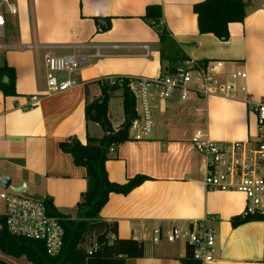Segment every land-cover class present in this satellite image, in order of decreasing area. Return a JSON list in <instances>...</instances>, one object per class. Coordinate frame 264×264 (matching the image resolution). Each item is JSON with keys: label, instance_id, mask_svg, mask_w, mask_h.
<instances>
[{"label": "crops", "instance_id": "0c3cea01", "mask_svg": "<svg viewBox=\"0 0 264 264\" xmlns=\"http://www.w3.org/2000/svg\"><path fill=\"white\" fill-rule=\"evenodd\" d=\"M11 1L17 12L3 11L0 69L8 65L15 70L17 95L0 91V177L11 180L9 189L0 183V195L11 188H25L26 194L52 198L62 215L77 218V206L89 188L87 171L74 164L60 143L78 138L86 144L88 136L106 135L99 124L86 121L88 102L102 94L99 80L156 78L167 70L159 35L144 20L148 6H161L162 25L188 59L223 61L226 81L234 72H245L247 78L237 85L246 91L237 90L233 99L188 102L176 94L156 114L150 138L112 149L106 163L110 181L126 184L137 176L148 180L128 195L112 194L100 217L118 224L119 239L143 243L144 257L128 259L127 264L136 260L137 264H183L187 246L165 237L156 241L154 231L191 228L202 220L215 231L218 264H264V221L233 225L232 220L244 212V195L208 191L203 183V157L192 144L198 130L214 141L259 137L257 114L246 99L264 100V0H247V17L243 23L229 25L227 41L200 34L193 6L204 0ZM93 47H99L101 57H93ZM65 55L80 56L79 69L61 75L72 77L79 86L43 96L48 57ZM34 95L41 99L31 107ZM115 101L121 106L117 115L112 112ZM109 120L115 132L125 122L121 91L110 100ZM4 210L0 198V214Z\"/></svg>", "mask_w": 264, "mask_h": 264}, {"label": "built area", "instance_id": "2783aa9c", "mask_svg": "<svg viewBox=\"0 0 264 264\" xmlns=\"http://www.w3.org/2000/svg\"><path fill=\"white\" fill-rule=\"evenodd\" d=\"M16 14V5L11 0H0V28L5 26L3 11ZM95 58L102 55L99 47ZM80 56L65 55L48 57L47 91L43 96H52L73 90L78 82L72 77L63 79V74H74L79 69ZM223 61L187 60L173 73L156 78H130V88L136 101L137 118L130 127V137L135 141L150 138L154 133L156 114L163 112L168 101L178 94L179 100H208L210 98L233 99L234 93L246 91L237 81L245 80V72H234L230 80L222 78ZM111 85L123 87L122 80L107 77ZM41 95L30 98L34 107ZM257 114L259 137L256 141H214L202 130L192 140L194 149L204 160V186L208 191L232 192L244 195L246 205L242 217H264V100L246 99ZM119 132V130L117 131ZM0 198L5 204L2 221L8 231L16 236L39 240L45 243L50 256H58L64 245V230L58 218L50 216L44 202L30 197L25 192L11 191ZM156 241L165 237L169 242L184 243L192 251L195 264H218L215 252L216 234L207 220L197 222L191 228L174 227L156 229ZM92 253V252H91ZM90 253V254H91Z\"/></svg>", "mask_w": 264, "mask_h": 264}, {"label": "trees", "instance_id": "16d2710c", "mask_svg": "<svg viewBox=\"0 0 264 264\" xmlns=\"http://www.w3.org/2000/svg\"><path fill=\"white\" fill-rule=\"evenodd\" d=\"M247 0H204L193 6L197 16L200 34H213L222 41L230 37L229 25L243 23L247 17ZM144 20L159 35L161 43V60L169 64L163 73H173L183 62L189 60L171 33L162 25L163 11L161 6H148ZM109 21V20H108ZM110 27V24H109ZM122 80L123 87L111 85L109 79L98 81L102 94L99 99L88 102L86 121L99 124L106 135L101 138L88 136L83 144L78 138H70L60 143V149L72 156L78 167L87 171L88 190L83 194L77 206V218L71 219L62 215L54 205L52 198L46 197L44 204L50 216L58 218L64 230V245L58 256H50L44 242L11 234L2 221L0 225V252L6 256L20 259L25 257L31 264H127L128 259H141L145 255L143 243L135 240L118 238V224L101 219L100 215L108 204L112 194L128 195L148 180L137 176L126 184L110 181L106 163L110 151L121 144L131 141L130 127L137 118L136 101L130 88V78L114 76ZM0 91L5 96H16L15 70L5 65L0 69ZM121 91L125 122L116 138H110L107 131L116 133L109 120V103L114 94ZM251 221H264V217H236L232 220L235 227ZM92 252V253H91ZM91 253V254H90ZM183 264H195L192 251L187 247ZM0 264H8L0 260Z\"/></svg>", "mask_w": 264, "mask_h": 264}, {"label": "rangeland", "instance_id": "374dc122", "mask_svg": "<svg viewBox=\"0 0 264 264\" xmlns=\"http://www.w3.org/2000/svg\"><path fill=\"white\" fill-rule=\"evenodd\" d=\"M119 102L115 101L113 104H112V112L115 113V115H117V110L120 108L121 110V106L118 105ZM116 117V116H115ZM117 120L120 119V118H116ZM196 128L193 127L191 128V130H193V132H195ZM0 260H4L5 262H7L8 264H31L29 261H27V259L25 257H22L20 259H15V258H12V257H9V256H6L4 255L3 253L0 252ZM145 261L147 263L150 262V258L147 257L145 258ZM136 262H138V260H136ZM135 261L131 262L130 264H137ZM141 262V261H139ZM153 264V263H151Z\"/></svg>", "mask_w": 264, "mask_h": 264}, {"label": "water", "instance_id": "95a60500", "mask_svg": "<svg viewBox=\"0 0 264 264\" xmlns=\"http://www.w3.org/2000/svg\"><path fill=\"white\" fill-rule=\"evenodd\" d=\"M119 132H116V133H112V131L109 129L107 131V135L108 137L110 138H116L117 135H118ZM0 183H1V186L5 189H9L10 188V185H11V180L7 177H0ZM12 191L16 192V193H23L25 188H11ZM30 197L36 199V200H39L41 202L44 201V197L40 194H36V193H29L28 194Z\"/></svg>", "mask_w": 264, "mask_h": 264}]
</instances>
